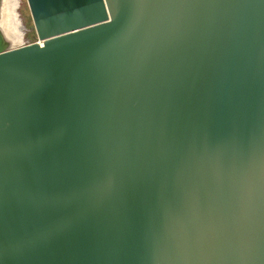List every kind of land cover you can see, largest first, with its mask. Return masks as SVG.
<instances>
[{"label": "water", "instance_id": "95a60500", "mask_svg": "<svg viewBox=\"0 0 264 264\" xmlns=\"http://www.w3.org/2000/svg\"><path fill=\"white\" fill-rule=\"evenodd\" d=\"M27 1L0 264H264V0Z\"/></svg>", "mask_w": 264, "mask_h": 264}, {"label": "bare ground", "instance_id": "6f19581e", "mask_svg": "<svg viewBox=\"0 0 264 264\" xmlns=\"http://www.w3.org/2000/svg\"><path fill=\"white\" fill-rule=\"evenodd\" d=\"M19 5L20 0H6L4 9V27L17 44L23 43L26 34V27L18 11Z\"/></svg>", "mask_w": 264, "mask_h": 264}, {"label": "rangeland", "instance_id": "374dc122", "mask_svg": "<svg viewBox=\"0 0 264 264\" xmlns=\"http://www.w3.org/2000/svg\"><path fill=\"white\" fill-rule=\"evenodd\" d=\"M18 11L22 18L23 24L26 27V34L23 43L18 45L32 43L38 40L37 31L35 28L34 20L30 11V7L27 0H20Z\"/></svg>", "mask_w": 264, "mask_h": 264}]
</instances>
